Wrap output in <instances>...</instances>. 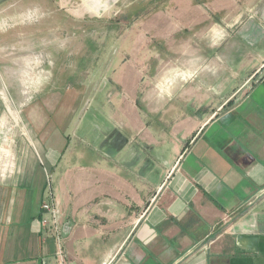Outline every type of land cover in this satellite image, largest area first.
<instances>
[{"label":"crops","instance_id":"0c3cea01","mask_svg":"<svg viewBox=\"0 0 264 264\" xmlns=\"http://www.w3.org/2000/svg\"><path fill=\"white\" fill-rule=\"evenodd\" d=\"M263 37L148 91L140 108L113 107L128 117L113 116L103 139L115 151L86 169L61 165L69 141L42 136L38 160L0 185V264H56L38 162L58 176L69 264H264Z\"/></svg>","mask_w":264,"mask_h":264},{"label":"rangeland","instance_id":"374dc122","mask_svg":"<svg viewBox=\"0 0 264 264\" xmlns=\"http://www.w3.org/2000/svg\"><path fill=\"white\" fill-rule=\"evenodd\" d=\"M260 34L264 0H0V185L38 160L45 134L72 146L62 166L106 160L112 117L128 120L113 107L140 108ZM47 169L38 162L32 185H55Z\"/></svg>","mask_w":264,"mask_h":264},{"label":"built area","instance_id":"2783aa9c","mask_svg":"<svg viewBox=\"0 0 264 264\" xmlns=\"http://www.w3.org/2000/svg\"><path fill=\"white\" fill-rule=\"evenodd\" d=\"M44 218L41 221V227L55 241V259L56 264H69L68 255L65 247V236L61 222V213L56 198L54 197L51 185H49L46 200L42 204Z\"/></svg>","mask_w":264,"mask_h":264}]
</instances>
